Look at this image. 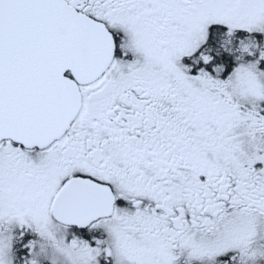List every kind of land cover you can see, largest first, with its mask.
Returning a JSON list of instances; mask_svg holds the SVG:
<instances>
[{
  "label": "snow or ice",
  "instance_id": "1",
  "mask_svg": "<svg viewBox=\"0 0 264 264\" xmlns=\"http://www.w3.org/2000/svg\"><path fill=\"white\" fill-rule=\"evenodd\" d=\"M0 264H264V0H0Z\"/></svg>",
  "mask_w": 264,
  "mask_h": 264
}]
</instances>
